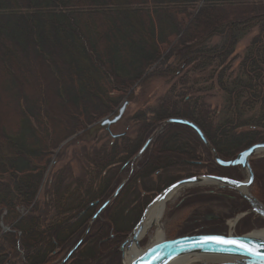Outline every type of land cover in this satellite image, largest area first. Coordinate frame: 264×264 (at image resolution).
Listing matches in <instances>:
<instances>
[{"label": "trees", "instance_id": "16d2710c", "mask_svg": "<svg viewBox=\"0 0 264 264\" xmlns=\"http://www.w3.org/2000/svg\"><path fill=\"white\" fill-rule=\"evenodd\" d=\"M99 25L106 35L99 34ZM254 28L257 34L236 57L238 43ZM110 32L117 33L115 39L124 48H108L114 38ZM213 38L219 42L211 44ZM23 52L51 73L55 104L31 106V98L17 92L14 117L5 126L0 123V222L9 228L7 233L0 228V264H52L65 257L98 209L88 204L104 202L113 193L112 184L125 164L167 120L196 125L224 161L264 142V0H0V73L17 90L25 86L14 79L11 58H22ZM117 52L119 63L114 60ZM167 77L175 81L157 109L140 111L130 120L137 126L133 139L124 136L110 147L82 153L81 174L109 170L111 181H100L102 189L94 190V179L79 182L65 167L53 176L39 210L38 197L58 145L106 116L139 82ZM205 83L223 95L221 108L206 104L210 87L197 88ZM57 104L69 118H62ZM90 112V119L83 118ZM174 140L181 147L169 158L166 148ZM177 161L183 167L204 164L214 176L239 177L233 169L215 166L190 128L174 125L146 151L117 198L123 199L121 206H129L128 197L137 194L139 199L133 192L138 183L145 185L154 173L160 178L161 169ZM257 182L264 196V181ZM111 185L113 191L104 192ZM226 193L230 196L225 201L216 194L188 202L219 199L240 207L236 201H241L245 210L237 195ZM32 206L35 212L28 214ZM119 212L107 211L66 264H94L103 257L118 264L113 249L127 233ZM111 235L116 238L107 241Z\"/></svg>", "mask_w": 264, "mask_h": 264}, {"label": "rangeland", "instance_id": "374dc122", "mask_svg": "<svg viewBox=\"0 0 264 264\" xmlns=\"http://www.w3.org/2000/svg\"><path fill=\"white\" fill-rule=\"evenodd\" d=\"M99 27H100V29L98 30L99 34L102 35L105 34V32L102 31V25H99ZM110 34H112V37L114 38L112 45L110 46L108 45V48H111L112 46L118 49L119 51L120 48L125 47V44L121 40L119 42L115 39L117 33L113 35V33L110 32ZM256 34H257V29L254 28L251 30V32H249L246 36H244L243 39H241L234 53L236 57L242 56L250 40ZM210 42L211 44L212 43L215 44L219 42V38H213ZM104 43H102V46H104L103 45ZM4 52L9 53L10 50L6 49V51ZM103 53L104 52L102 50H99V54L102 55ZM116 54L117 55L114 57V60L119 63L120 55L118 52ZM2 55L3 57H5L3 53ZM21 57L22 58H16L13 56L11 58V65L14 68V75H13L14 79L17 82L23 81V84L25 86L23 89H19V90L13 89V87H11V85L8 83L9 79L7 76L5 77V73L2 74L0 73V123L4 126L8 122H10L11 118H13L15 115L16 110H15L14 97L17 92H22L23 95L31 98L30 100L31 106H34L35 104H41V105L48 104L50 106L53 103L55 104V102L53 101L54 98L51 97L50 95V91L53 90V84L50 81L49 78L50 72L48 71V69L42 67L38 61L31 58L28 52L27 53L23 52V54L21 53ZM238 62L239 61L237 59L233 65L236 67L238 65ZM104 63H107L106 60L104 61ZM155 67L156 66H153L151 67V69H148L146 74L150 73ZM206 76L207 74L203 77ZM192 79L196 80L195 77L194 78L192 77ZM174 81L175 80L172 79L171 77H167V79L152 78L148 81L139 82L138 87L135 88L134 92L130 94V96L121 100L119 105L116 108L114 107L106 116L95 122L93 125L87 127L84 131H81L77 135L69 137L66 141H63L60 145H58V147L53 151V154L51 156V163L48 165V168L46 170L45 182L38 197L41 206L43 205L42 202L45 201L44 198L45 190L47 189V186H49V184L52 182V178L55 173H57L60 169H64L65 167H70L71 172L73 171V173L77 175L78 173H81L80 159L82 158V153L84 151L89 153L92 150L98 151L103 146L110 147L115 140L122 138L120 137L114 139L113 138L114 136L123 135V137L126 136L130 139H133L136 135L135 132L137 126L135 125L134 122L130 120L133 118V116L136 113L140 111L148 110V108L152 110L154 109L153 111H155L157 109V105L159 104V102L170 92V89L174 84ZM210 84L207 83L203 85L199 84L197 85V88L202 89V88L210 87V91L204 94L205 97L207 96L205 99L206 104L209 106L210 109L221 108L224 100L223 95L218 91V89L215 86L212 85L210 86ZM125 102H127V106L125 108V112L123 114L122 119L116 125H111L109 127L101 126V122L103 120L106 119L113 120L118 115L119 110L122 108ZM57 106L59 107L58 109L62 114V118H69V113H67V110L63 109L59 104H57ZM157 128L155 130H157ZM263 143H258V144H263ZM180 147H181V143H178L175 140L169 143L166 148V151L168 152H165L166 156L169 158L170 157L173 158L174 156L173 154H175L174 150L176 149L178 150V148ZM187 150H189V148ZM206 151L208 152L207 149ZM179 152L181 151L179 150ZM209 155H210V159H212L210 153ZM167 164L168 167L165 166L163 167V169H161L160 178L157 179V176L154 175L155 174L154 173L151 175L152 177L150 178V181H147L145 185H141L140 183H138L136 190L134 188L135 191L133 190V192L139 194L138 197L139 201L138 203L133 204L132 198L134 197L131 196V199H129V201L131 202V207L129 202L128 208L129 210H131L133 207H135L134 211L138 209L136 216L131 214L133 213V211L131 210V213H129L127 217L119 218L124 223V225H126L125 231L127 233L125 234L124 238L120 240V243L115 248V250L113 249L114 252L112 253V255L115 256L116 261L118 260L119 262L118 264H122L121 252H120L121 246L124 244L127 237L130 235V233L136 226L138 220L140 219L141 214L145 211L146 207L148 206L144 202V198H148L151 201L156 195H158L169 184H171L173 181L177 179H184L189 176L207 174L206 170L204 169V164L201 167H197V168L190 166L188 167V165L187 166L184 165L183 167L181 162L176 163L178 165H175L174 163L171 164L167 163ZM252 164H253L252 168L256 169L258 181L260 180V178L264 181V153H261L258 156L253 157ZM156 172H159V170H157ZM124 179L125 177L122 178V180ZM259 184H257V187H255L256 183L252 184L249 191L256 199L259 198L262 202H264V196L260 194V191L258 189V186H260ZM261 184L263 185V182H261ZM131 187L132 186L129 187L127 191L128 193H130V191L132 190L133 187L132 188ZM209 190L215 194H218L219 199H223V201H225V199L229 198L230 196L229 195L230 193H226L225 191L222 190L193 189V190H187L181 192L169 201L161 218V227L163 229L164 237L166 240L172 239L174 237L179 238L183 236L202 234V233L228 235L227 222L233 218L234 214H237L236 209H238L239 207L229 208V206L227 207V205L223 204L222 203L223 201L219 199H207L204 200L203 202H200L199 204L198 203L189 204L188 202L194 198L205 197L206 196L204 195L205 192H208ZM221 196H224L226 198ZM136 198H137V194H136ZM122 200L123 199H121V201ZM241 207L242 206H240V208ZM112 211H115V209L113 208ZM101 220H103V218ZM250 222L248 223L246 220L242 222H238L237 226L235 227L232 233L236 235H240V234L243 235L244 234L243 230H245V227L247 229L256 228V226L252 228L253 225L250 227L251 225ZM84 233L80 236V238H82ZM154 233L155 230L151 229V231L141 241L140 246L142 249H144L146 246L151 244L153 237L155 235ZM113 237L114 235L107 237V241L116 238ZM80 238L78 240H80ZM78 240L73 244L75 245L78 242ZM105 240H101V241L105 242ZM80 248L81 246L78 249L79 251ZM62 258L56 260L52 264H60ZM111 259L112 257L109 260L108 259L106 260L103 257V259H100L99 262H95L94 264H112L113 262Z\"/></svg>", "mask_w": 264, "mask_h": 264}, {"label": "water", "instance_id": "95a60500", "mask_svg": "<svg viewBox=\"0 0 264 264\" xmlns=\"http://www.w3.org/2000/svg\"><path fill=\"white\" fill-rule=\"evenodd\" d=\"M126 106L127 102L124 103L122 108L119 110L118 115L113 120H103L101 122V126L109 127L111 125H116L122 119ZM174 125L190 128L211 154V160L213 163L225 169L238 168L242 180L238 181L213 175H197L192 178L180 180L157 195L152 200L151 204L145 209L143 217L145 212H147L153 205L165 202L166 199L171 195L176 196L181 192L193 189H216L235 192L249 206V214L256 215L260 219L264 220V205L258 201L249 191L254 182V174L251 167V162L253 157L264 153V143L254 145L242 151L234 160L225 162L220 159L213 147L207 141L204 134L196 125L186 120L170 119L163 122L159 129L147 140L144 147L138 153L137 158L146 151L151 142L154 141V139L159 134H161L167 127ZM122 136L123 135L114 136L113 138L117 139ZM124 184L125 183H123L117 189L112 198L118 195ZM170 199L165 202L166 205L169 203ZM104 208L105 206L100 210V212ZM100 212L98 214H100ZM142 219L136 224L130 235L127 237L128 239H126L124 244L121 246L120 252L122 253V264H174L186 258L197 259L194 264H264V239L248 237L247 235L229 236L224 234L205 233L183 236L173 240H166L163 233L162 241L150 244L142 249L139 239L143 231ZM2 230L4 232L7 231V229L4 227H2ZM88 231L89 229L87 230L86 234ZM83 239L84 236L70 251L64 261L69 259L74 251L79 248L83 242ZM217 240L236 241L237 244L243 245L244 247H237L236 244L215 243L214 241ZM128 243L130 244L123 254L124 247ZM132 247L137 250V254H130V249ZM246 249H250L251 251ZM253 253H259V255H254ZM126 254H130L127 259H125Z\"/></svg>", "mask_w": 264, "mask_h": 264}, {"label": "bare ground", "instance_id": "6f19581e", "mask_svg": "<svg viewBox=\"0 0 264 264\" xmlns=\"http://www.w3.org/2000/svg\"><path fill=\"white\" fill-rule=\"evenodd\" d=\"M92 115V112H90V113H87V114H85V116L83 117V118H88V119H90V116ZM159 129V127L157 128V130ZM157 130H155L150 136H149V138L157 131ZM90 131H92V130H90ZM89 131V132H90ZM160 135V134H159ZM123 137V136H122ZM148 138V139H149ZM147 139V140H148ZM156 139V138H155ZM154 139V140H155ZM199 139V138H198ZM147 140H146V142H147ZM200 140V139H199ZM145 142V143H146ZM154 141H152L151 142V144L149 145V147L152 145V143H153ZM145 145V144H144ZM144 145L142 146V148L144 147ZM149 147L146 149V151L149 149ZM141 148V149H142ZM214 149V148H213ZM141 151V150H140ZM139 151V152H140ZM146 151L141 155V156H139L138 158H137V155H138V153L136 154V156L134 157V158H132L127 164H125V166H124V170H123V172L124 173H122V174H120L119 176H118V178H117V180H118V182L116 183V184H114L115 183V181L116 180H114V182H113V187L115 188V190L113 191V189H111L112 188V185L109 187V188H106V190L104 191V192H109V191H113V193L109 196V198H106L105 199V201L104 202H101L100 200H94V201H92V202H90L89 204H88V207H93V206H97L98 207V209L95 211V213H94V215L91 217V219L89 220V224H88V226H87V230L89 229V230H91V228H92V226L97 222V221H100L102 218H104L103 217V215H105V214H107V211L108 212H112V209L114 208V209H117V208H119L120 209V212L119 213H117V216L118 217H127L128 215H129V213H131V211L129 210V208H128V206H121V204H123L120 200H118L117 198H118V196L121 194V192H122V190L124 189V187L127 185V183H128V180L131 178V176L132 175H134L137 171H138V167H137V165L139 164V163H141L142 162V158H143V156L145 155V153H146ZM222 160V159H221ZM212 161V160H211ZM224 161V160H223ZM225 162H228V161H225ZM212 163H213V161H212ZM215 166H217L215 163H213ZM217 167H219V166H217ZM226 169H228V168H226ZM63 169H60L57 173H60L61 171H62ZM81 172V171H80ZM57 173H55V174H57ZM109 173H110V171L109 170H106V171H104V172H102V173H99V175H98V172H90V173H85V174H81V173H78L77 175H75L74 173H73V171L71 172V175L73 176V178L75 179V180H78L79 182H87V181H90L91 179L93 180L94 179V181H95V183H94V185H93V189L94 190H101L102 188L101 187H99L98 186V184H99V182L100 181H111L110 179H111V177H108V175H109ZM54 174V175H55ZM125 175V176H124ZM156 176H158V174H156ZM125 177V179L124 180H122V178H124ZM192 177H194V176H191V177H186V178H184V179H188V178H192ZM73 179V180H74ZM184 179H180V180H184ZM229 179H231V178H229ZM180 180H175V181H173L171 184H169L166 188H168V187H170L171 185H173V184H175V183H177V182H179ZM233 180H237V179H233ZM44 182H45V179H44ZM123 183H125L124 185H123V187H122V189L120 190V192L118 193V195L116 196V197H114V198H112L113 197V195L115 194V192L117 191V189L123 184ZM118 184V185H117ZM114 185H117V186H114ZM165 188V189H166ZM103 189H105V188H103ZM164 189V190H165ZM164 190H162V191H164ZM161 191V192H162ZM103 192V193H104ZM160 192V193H161ZM159 193V194H160ZM231 193H233V194H235V195H237L235 192H231ZM158 194V195H159ZM204 195H206L207 197L208 196H214V195H216L215 193H213V192H211L210 190L208 191V192H205V194ZM220 195H223V194H220ZM157 196V195H156ZM155 196V197H156ZM238 196V195H237ZM154 197V198H155ZM175 196L174 195H171V196H169L167 199H166V201L165 202H167L170 198L171 199H173ZM153 198V199H154ZM129 199H131V198H129ZM152 199V200H153ZM170 199V200H171ZM152 200H151V202H152ZM258 200V199H257ZM132 201H133V204H136V203H138V199H134V198H132ZM258 201H260V200H258ZM151 202L148 204V206L151 204ZM165 202H163V203H158V204H155V205H153L147 212H145V215H144V217H143V214H144V212L141 214V217H140V219L138 220V222L142 219V217H143V219H142V224H143V231H142V233H141V235H140V237H139V239H140V243H141V241L145 238V236H146V234H148L149 233V231L151 230V229H154L155 230V235H154V237H153V240H152V242H151V244H154V243H156V242H160V241H162L163 240V232H162V227H161V218H162V216H163V213H164V211H165V208H166V203ZM261 202V201H260ZM223 204H225V205H227V207L229 206L227 203H224V202H222ZM244 203L246 204V206H245V210H243V208L244 207H242V208H240L239 210H237L236 212H237V214H234L233 215V218L231 219V220H229L228 222H227V229H228V235L229 236H245V235H247L248 237H254V238H260V239H264V220L263 219H260L259 217H257L256 215H253V214H249V212H250V208H249V206L247 205V203L244 201ZM130 204H131V202H130ZM263 204V203H262ZM105 206V208L100 212V210L103 208ZM114 206V207H113ZM130 207H131V205H130ZM132 207H133V205H132ZM234 207H236V206H234ZM35 207L34 206H32V208L31 209H29V212H28V214L32 211L33 213L35 212V210H33ZM37 208L40 210L41 208H42V206H40V204H39V206H37ZM147 208V207H146ZM230 208V207H229ZM132 211H133V213H131L132 215H135L136 216V214H137V210L136 211H134L135 210V207H133V209H131ZM100 212V214H98ZM103 214V215H102ZM232 214V213H231ZM39 216H41L40 214H39ZM94 219V220H93ZM93 220V221H92ZM247 221L248 223L250 222V221H252V222H250L251 223V225H250V227L252 226V228H254L255 226H256V228H254V229H247L246 227H245V230H243L244 231V234L243 235H236V234H233L232 232H233V230L235 229V227L237 226V224H238V222H242V221ZM254 221V222H253ZM18 222V221H17ZM16 222V223H17ZM137 222V223H138ZM131 223H132V221H131ZM244 223V222H243ZM2 227H4V228H6L7 229V231L6 232H4L3 230H2ZM0 228H1V230H2V232L3 233H7V232H9V228H7V227H5L4 225H3V222H2V220H1V222H0ZM151 228V229H150ZM87 232V231H86ZM202 234H205V233H202ZM225 235V234H224ZM128 239V238H127ZM78 242H79V240H78ZM77 242V243H78ZM76 243V244H77ZM75 244V245H76ZM129 244L130 243H128L127 245H125V247H124V252H123V254L125 253V251H126V249H127V247L129 246ZM75 246H72L71 247V249L69 250V252L67 253V255L70 253V251L74 248ZM80 247V246H79ZM78 249L79 248H77L75 251H74V253L69 257V259L78 251ZM130 254H137V250H135V248L134 247H132L131 249H130ZM130 254H126V256H125V259H127V257L130 255ZM67 255L65 256V257H63L62 258V261L60 262V264H65L69 259H67L66 261H64L65 260V258L67 257ZM121 256H122V253H121ZM197 261V259H189V258H186V259H183V260H181V261H178V262H176V263H174V264H194L195 262ZM199 261V260H198Z\"/></svg>", "mask_w": 264, "mask_h": 264}, {"label": "flooded vegetation", "instance_id": "af4514ba", "mask_svg": "<svg viewBox=\"0 0 264 264\" xmlns=\"http://www.w3.org/2000/svg\"><path fill=\"white\" fill-rule=\"evenodd\" d=\"M251 167H253V164H252V162H251ZM238 175H239V177H236V176H223V177H227V178H231V179H237L238 181H240L241 180V174H240V171H239V169H237V168H232ZM252 170H253V174H254V182H253V184H255L256 183V185H255V187H257V172L255 171V169L254 168H252ZM207 174H209V173H207ZM222 177V176H221ZM258 189H259V186H258ZM133 193V192H132ZM130 196V195H129ZM222 197H224V196H222ZM128 198H130V197H128ZM224 198H226V197H224ZM258 198V197H257ZM232 199H235V198H232ZM259 199V198H258ZM260 200V199H259ZM261 201V200H260ZM238 204H239V206L241 205H243V203L241 202V201H236ZM261 203H263V205H264V202H262L261 201ZM242 208V207H241ZM133 209V208H132ZM240 209V207L238 208V209H236V211L237 210H239ZM131 211V210H130ZM90 223V222H89ZM86 231H87V228H86ZM86 231H85V233H84V239H83V241L85 240V238H86V236L89 234V231H88V233L86 234ZM82 236V237H83ZM81 239V238H80ZM83 243V242H82ZM81 243V244H82ZM75 246V245H74ZM81 246V245H80Z\"/></svg>", "mask_w": 264, "mask_h": 264}, {"label": "snow or ice", "instance_id": "6c2138e0", "mask_svg": "<svg viewBox=\"0 0 264 264\" xmlns=\"http://www.w3.org/2000/svg\"><path fill=\"white\" fill-rule=\"evenodd\" d=\"M207 242V241H205ZM215 243H221V244H236L237 247H244L243 245H240V244H237L236 241H223V240H217V241H214ZM248 251H251L250 249H246ZM254 255H259V253H253Z\"/></svg>", "mask_w": 264, "mask_h": 264}]
</instances>
